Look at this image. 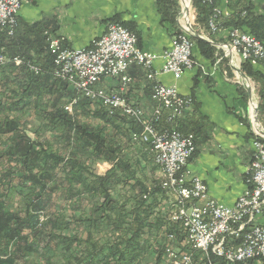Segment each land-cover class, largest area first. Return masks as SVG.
Returning <instances> with one entry per match:
<instances>
[{
  "label": "trees",
  "instance_id": "16d2710c",
  "mask_svg": "<svg viewBox=\"0 0 264 264\" xmlns=\"http://www.w3.org/2000/svg\"><path fill=\"white\" fill-rule=\"evenodd\" d=\"M221 1L191 0L195 22L211 41L223 30L237 29L264 43V16L255 15L240 0H233L239 8L227 18L220 17L219 32L212 33L208 23ZM156 7L162 19L175 27L174 36L182 34L176 23L178 0H157ZM110 23L135 34L124 23ZM17 30L18 26L10 36L0 28V49L22 60L19 66L8 64L0 69V264H21L23 250H32L26 246L43 240L48 252L53 250L52 242L67 253L81 248L79 254L65 258L68 264H144L148 254L154 257L153 264H160L164 242L155 247L149 242L160 229L165 235L174 234L179 252L191 251L181 226L169 221L161 210L167 202L161 182L147 186L137 177L139 162L125 153L133 144L143 150L148 147L132 140L140 128L120 114L109 116L98 103L53 76L45 33L56 35L46 26ZM189 39L202 58L215 59V47L193 36ZM27 63L38 67L39 73L30 72ZM260 67L263 71L244 62L241 72L254 82L258 111L263 113L264 64ZM74 99L68 113L64 107ZM30 113L37 117L34 128L25 121ZM77 116L96 119L99 124L80 123ZM205 124L180 119L169 124L162 117L155 125L157 130L175 128L183 135L191 134L196 144L195 137ZM31 131L33 137L28 134ZM43 133L62 139L66 153L53 149L48 140H40ZM97 162H108L111 168L97 175L91 170ZM55 193L62 194V199L57 201ZM52 205L56 208L49 212ZM47 260L46 264H53Z\"/></svg>",
  "mask_w": 264,
  "mask_h": 264
},
{
  "label": "built area",
  "instance_id": "2783aa9c",
  "mask_svg": "<svg viewBox=\"0 0 264 264\" xmlns=\"http://www.w3.org/2000/svg\"><path fill=\"white\" fill-rule=\"evenodd\" d=\"M29 1L0 0V27L8 35H13L19 11ZM220 14L219 8L214 9L208 23L212 33L219 32ZM182 30V34L173 37L171 48L161 55L141 51L136 35L116 23H109L106 32L83 49L63 47L62 38L45 35L55 78L70 83L79 95L98 103L109 116L120 114L140 128L132 140L148 145L153 153L163 175L161 188L171 195L174 210L170 221L181 226L191 248L183 253L166 246L169 264H221L213 258L224 264H264V138L257 135L253 139L248 187L228 207L209 199L205 185L187 169L195 150L193 135H183L175 128L156 129L155 124L162 117L166 123H175L192 103L191 97L180 95L174 86L155 80L156 74L179 80L193 67V44L187 29ZM228 39V48L223 47L226 56L234 57L239 65L264 64V43L237 29L229 30ZM250 51H257V60H250ZM159 59L163 64L153 72V64ZM7 63L21 65L22 60L0 53V67ZM26 66L34 74L40 71L32 64ZM131 67L145 70L153 83L150 95L153 108L149 116L122 94L123 87L131 83L128 75ZM104 79L118 80L122 87L117 91L105 90L98 86ZM75 103L76 99L65 105V111L71 113ZM200 200L204 203L198 206ZM167 239L175 240L174 234L167 235Z\"/></svg>",
  "mask_w": 264,
  "mask_h": 264
},
{
  "label": "crops",
  "instance_id": "0c3cea01",
  "mask_svg": "<svg viewBox=\"0 0 264 264\" xmlns=\"http://www.w3.org/2000/svg\"><path fill=\"white\" fill-rule=\"evenodd\" d=\"M156 1L30 0L19 11L18 30L20 33L24 26L41 24L62 38L63 47L83 49L101 37L111 21L117 20L134 30L141 51L161 55L171 48L176 29L162 19ZM240 1L252 7L255 15L264 16L263 0ZM178 4L176 23L183 29L186 17L182 12L181 0H178ZM218 8L223 19L229 17L239 5L233 0H222ZM187 18L190 27L199 31L197 35L216 48L215 59L211 62L202 58L193 46V67L185 71L179 80L163 74H156L155 80L166 86H174L180 95L192 98V104L183 111L180 120L188 123L205 121L206 128L195 137V154L189 160L187 169L205 185L209 199L231 207L248 187L252 141L255 137L249 96L232 69L233 65L239 68L238 61L226 56L223 49L229 42V30H223L211 41L207 32L196 24L193 8H189ZM162 64L161 59L157 60L152 71L157 72ZM262 65L258 64L255 69L262 70ZM128 75L131 83L123 87L124 96L149 116L152 110V81L142 68L131 67ZM99 86L116 91L122 87L115 79H104ZM258 122L264 129V111H258ZM203 203L200 200L197 205Z\"/></svg>",
  "mask_w": 264,
  "mask_h": 264
},
{
  "label": "rangeland",
  "instance_id": "374dc122",
  "mask_svg": "<svg viewBox=\"0 0 264 264\" xmlns=\"http://www.w3.org/2000/svg\"><path fill=\"white\" fill-rule=\"evenodd\" d=\"M183 3H184V5H181V8L182 7H186L188 9V11H189V8L190 9L192 8L191 7V0H189V1L185 0ZM188 3H189V5H188ZM182 12L184 14V10L183 9H182ZM185 17H186V19L185 18L184 19H185L186 23H188L187 22L188 18H187V16H185ZM17 26H18V20H17ZM17 26H16V28H17ZM183 27H184V29H187L186 31H188V28L186 27L185 23L183 24ZM191 29L195 33L196 29H194V28H191ZM5 31H7V30H5ZM189 36H191V35H189ZM53 37L61 39L59 36H53ZM192 44H193V42H192ZM0 53H2L5 56H8L9 58H11V56L6 54L3 49H0ZM50 55H51V53H50ZM228 57L230 58V56H228ZM250 60H257V59H255L253 57H250ZM8 64H13V63H7L6 65H8ZM6 65H3L2 67L6 66ZM15 66H19V65H15ZM2 67H0V69ZM138 68H140V67H138ZM239 69L241 70V65H239ZM232 75H234V74H232ZM238 81H241V80H239V78H238ZM68 84L70 85V83H68ZM249 85H250L251 89L253 90V92H252V95L254 96V100L253 101H255L254 105H256L257 110H258L257 96H256L255 91H254V88H255L254 87V83L250 79H249ZM122 94L124 96V93H122ZM152 108H153V103H152ZM250 109H251V113H252L251 106H250ZM77 119H78V121L80 123L82 122L84 124H88V125H91V126L99 124L98 120L92 119V118H87V117L84 118V117H81V116H77ZM25 121L28 122V123H31L29 125V128L30 127L34 128V127H36V125H38L37 117H35V115L33 116L31 113L28 114L25 117ZM259 126L261 127L260 124H259ZM28 134L31 137H33L32 131L29 132ZM257 135L259 137L264 138L257 131H255V137ZM43 139L48 140L51 143V145L53 146V149L58 150L59 152H62V153H66V147H65L64 141L62 139L56 138L54 136H51L48 133H43L41 135L40 140H43ZM125 153L127 155L131 156V158H133L134 161H138L139 162L137 177L141 181H143L147 186H149L151 183H155L156 181H158V182L162 181V179H163L162 171H161L160 167H158L155 164L154 155L150 151L149 146L146 147L143 150L139 145L133 144V145H130V146L126 147ZM144 153H146V154H144ZM252 154H253V149H252ZM110 168H111V165L108 162H97L91 167V170L97 175H104ZM166 195H167V198H166L167 202L165 204H163L164 206L161 205V207H162L161 210L166 213L165 216L168 217V219L170 221V217H171V214L173 213L174 209L171 206V195H170V193L166 192ZM62 196L63 195L60 194V193H55L54 194V198L57 201L62 199ZM55 206L56 205H52V207H51L49 212H54V210L56 208ZM45 218L42 216L40 218V220L44 221ZM163 231H164L163 229H160V231L157 230V232L154 231L152 233V236L149 237V242H150L151 247H155L157 245V242H164V246L165 247L166 246L170 247L172 249V251L176 252L178 250L177 241L176 240L169 241L167 239V235H165V233ZM29 247H32V250H30V251L29 250L28 251L23 250L24 260H21V262H20L21 264H46L47 262H49L47 259H51L53 261V264H68L66 262L65 258L69 257L70 254L74 255V252H78L81 249V248L75 249L72 252L67 253L65 250L63 251V248L60 245H57L56 242H52V245L50 246V248H52L53 250L51 252H48V251H46L45 240L40 242L38 245H35L33 242H30L28 244V246H26V248H29ZM188 248H189V245H188ZM47 252H48V254H47ZM78 254H79V252H78ZM63 255H65V256H63ZM153 258H154L153 256H149V254H148V256H146V261H145L144 264H146V263L147 264H153L154 263V261L152 260ZM160 264H169V262H168V260L166 259V256H165V252L163 254V257L161 259V263Z\"/></svg>",
  "mask_w": 264,
  "mask_h": 264
},
{
  "label": "water",
  "instance_id": "95a60500",
  "mask_svg": "<svg viewBox=\"0 0 264 264\" xmlns=\"http://www.w3.org/2000/svg\"><path fill=\"white\" fill-rule=\"evenodd\" d=\"M181 5H183L182 0H181ZM182 9L184 10L185 16H188V9L186 7H182ZM186 27L188 28L189 35L195 37L198 40L208 42L207 40L203 39L202 37H200L199 35L194 33L188 23H186ZM209 44H211V43H209ZM226 48H228V46H226ZM232 69L237 74V76L240 78L241 84L243 85V87L245 88V90L248 93L249 103H250V106L252 108V124H253L254 130L257 131L260 135H262L264 137V130L258 124L259 123L258 122V110H257L256 105H254V102L252 99V89L249 85V78L244 73H242L241 70L239 68H237L236 66L233 65Z\"/></svg>",
  "mask_w": 264,
  "mask_h": 264
},
{
  "label": "bare ground",
  "instance_id": "6f19581e",
  "mask_svg": "<svg viewBox=\"0 0 264 264\" xmlns=\"http://www.w3.org/2000/svg\"><path fill=\"white\" fill-rule=\"evenodd\" d=\"M250 57L257 59V51H250Z\"/></svg>",
  "mask_w": 264,
  "mask_h": 264
}]
</instances>
